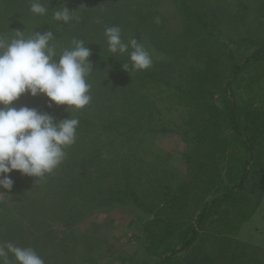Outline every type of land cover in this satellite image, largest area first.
<instances>
[{
    "label": "trees",
    "instance_id": "obj_1",
    "mask_svg": "<svg viewBox=\"0 0 264 264\" xmlns=\"http://www.w3.org/2000/svg\"><path fill=\"white\" fill-rule=\"evenodd\" d=\"M170 1L175 9L173 16H179L184 23L175 36L165 34L166 44L161 46L154 31L161 29L165 18L155 14L156 0H42L48 8L46 16L33 15L29 11V0H0V34L6 38L13 37L12 23L21 17L25 20V37L30 36L33 31L43 33L50 30L56 35L55 42L59 47L69 46L74 37L84 40L86 47L91 51L89 59L93 67L88 77L92 99L83 109L71 108L67 111V105L57 106L55 102H52L53 106L49 108L47 105L50 98L46 94L31 96L25 93L12 102V106L17 108L27 106L47 112L55 117L57 122L71 115L79 119V125L75 143L65 148L66 156L63 162L43 178L33 177L30 189L18 200L17 216L25 224V228L21 229L16 221L0 216V243L11 242L20 247H32L43 260L49 257L50 261L53 258L54 264H62L75 249V244L70 241L76 240V237L70 234L69 227L76 221L83 208L100 201L109 204L129 199L151 215L144 225L145 237L148 242L150 240L149 244L155 241L160 243L179 232V247L165 246L159 250L160 257L154 264H169L181 250L192 247L196 240L200 242L207 238L213 240L216 248L202 251V263L197 264H219L220 257H224L225 264H250L249 262H254L263 252L259 247L242 242L227 232L233 230L249 215L247 205L243 206L239 200L247 191L250 174L255 173V181L259 183L261 194L264 193V162H261L264 156V107L253 110L250 116L246 117L248 119L244 126L247 127V133L242 134L238 130L231 99H224V105L220 108L209 100L212 92L206 89L218 88L224 77L234 80L244 69L259 67L264 63V2L256 3L253 0L252 6L253 9L256 4H260L256 11L259 18L257 24L259 23L263 35L262 41L257 45L256 41H251L254 42L252 48L241 62H237L233 60V50L229 44L231 42L239 45L238 39L241 37L237 38L238 34L222 35L220 30L218 31V25L226 21L225 17L238 16L240 8L225 12L228 15L226 16L213 13V8L200 9L198 0ZM63 6L76 10L74 15L78 19L68 24L54 21L52 12ZM246 7L249 8V5ZM9 9H13V12L9 13ZM157 18L159 23L156 22ZM97 20L100 22L97 23ZM110 26H119L125 41L129 39L128 36L134 35L132 33L138 32L146 36L153 45L166 51L178 45L176 36L192 34L197 39L194 52L202 54L207 61L205 68H192L188 74L186 72L180 79L182 83L174 86L171 84L174 88L172 94L179 96L186 113L187 98L192 99L190 103L197 105L195 108L198 109H188L193 134L187 135L186 131V136L191 146L183 160V174L175 179L173 184L165 183V178H157L162 172L147 170L141 166L138 162L139 155L133 149L137 147L135 124L138 120H143L140 111L145 110V104L150 101L149 91L142 90V87L148 88V85L140 86L138 81H153V84L158 81L166 82L164 68L174 64V58L171 56V59L153 61L152 66H160L157 71L156 67L134 71L127 55L112 56L107 50L104 29ZM214 59L222 65L213 66ZM124 64H129L128 71L123 68ZM190 78L199 83H193V80H188ZM203 91L205 94L202 95ZM125 104L130 110L124 113ZM136 108L138 109L135 110ZM116 111L121 112V116H118ZM217 116H222V120L226 122L224 125H230L238 135L248 155L245 165H249L247 168L244 166L239 182L226 186L220 192H217L218 188L210 190L213 182L218 184L220 179L217 157L212 156L211 166L203 159L208 151L223 152L226 149L224 138L213 134V127L218 126ZM102 133L106 134L102 136ZM134 144L135 147H132ZM125 145L130 148L123 150ZM128 156H131V159H128ZM119 158L124 161L125 166H129H123V170H127L125 175L122 170L115 174L116 182L120 183L112 188L104 179L113 167L110 162ZM130 161L138 163L136 168L130 167ZM106 163L108 165L105 168ZM18 173L21 172L13 170L7 175L12 179ZM104 183L108 186L106 192ZM202 193L205 194L200 196L201 201L198 202L196 199ZM207 193L210 199L206 198ZM191 209L192 215H195L194 222L186 220L180 224ZM215 216L216 218L212 219ZM178 219L181 220L177 222ZM206 221H213L216 226L222 228L214 235H206L203 233ZM56 226L61 227V232L56 231ZM153 246L156 247L155 244ZM10 259L15 264L11 254ZM255 264H261L260 260H256Z\"/></svg>",
    "mask_w": 264,
    "mask_h": 264
},
{
    "label": "rangeland",
    "instance_id": "obj_2",
    "mask_svg": "<svg viewBox=\"0 0 264 264\" xmlns=\"http://www.w3.org/2000/svg\"><path fill=\"white\" fill-rule=\"evenodd\" d=\"M156 1V6H154L155 14L163 16L165 20L161 24V29L157 28L156 30L158 32L155 30L154 33L158 37L159 44L164 46L166 44L164 40L165 34L175 36V33L183 26L184 21L179 16H173L175 9L172 1ZM198 1H200V9L213 8V13L224 14L226 16L228 15L225 12L229 10L236 11L240 8L238 16L235 18L225 17L224 19L226 21L218 25V31L220 30L222 35L236 36L238 34L239 36L237 38L241 37L238 39L239 45L236 46L231 42L229 44L231 50H233L234 61L241 62L247 55L248 50L252 48V44L256 41L257 45L262 41L261 36L263 35L259 23L257 24L259 18L256 11L258 5L260 7V4H256L252 9L254 5L253 0ZM254 2L259 3L264 2V0H255ZM247 5H249V8L246 7ZM12 12L13 9H9V13ZM12 24L14 30L12 36L15 35L17 29L24 31L25 35V20L20 17L17 22ZM132 34L134 35L128 36L129 39L133 37L138 39L150 52L153 61L171 59V56L175 61L174 64H170V67L167 66L164 68V71H166L165 74L167 75L166 82L158 81L153 84V81H138L140 86L143 84L148 85V88L142 87V90L149 91L150 101L145 104V110L140 111L141 116L144 117L143 120H138L135 124L137 128L135 131L137 133L135 140L137 147L133 149L139 155L140 161L138 162L141 166L147 170L162 172L157 178L161 180L165 178V183L170 185L174 183L175 179L182 176L184 170L183 160L191 146L188 136H186V131L187 135L193 134V125L189 116L190 110L188 109L198 110L195 108L197 105L190 103L192 99L187 98L186 113V108L182 105L179 96L176 93L172 94L174 91L172 86L182 83L180 79L186 72L188 74L192 68L197 70L205 68L207 61L202 57V54L194 52L197 39L192 34L176 36V43L178 45L174 49H170V51L153 45L143 34H138V32ZM251 41L254 42L251 43ZM222 57L220 58L222 59ZM221 65L218 61L216 63L214 59L213 66L218 67ZM151 67H156V71L157 69L160 70L158 68L160 66H154L153 64ZM188 80H193V83H197L193 78ZM229 80L231 81L232 79L226 76L220 87L207 88L206 91L211 90L212 94L209 100L220 108L224 105L222 103L224 99H231L238 130L244 134L245 132L247 133V127L244 126L245 121L248 119L246 117L250 116L253 110L264 107V63L259 65V67H248L236 79L231 82ZM203 94H205V91L202 92ZM120 100L123 102L122 99ZM143 104L144 102L142 106ZM128 110L130 109L126 106L124 113ZM116 113L118 116H121V112L116 111ZM215 113L217 114V112ZM217 117L218 126L213 127V134L217 136L221 135L224 138V142H222L226 149L223 152L208 151L207 156H204L203 159L211 166L212 156L215 155L217 157L216 162L220 175L219 185L213 182L210 190L212 191L215 190L214 188H218L217 192H220L226 186H232L234 183L239 182L244 172V166L247 168L249 165H245L248 155L244 145L238 139V135L230 125H224L226 122L222 120V116ZM103 134L105 135L106 133H102V136H104ZM132 147H135V144ZM129 148V146L125 145L123 150H128ZM128 159H131V156H128ZM261 162H264V156ZM110 163H113L112 166L114 169L113 167L109 169L108 175L104 180L110 183L112 188H115L120 183L118 181L116 182L115 174H118L119 170L124 171L123 166L125 165L124 161L120 160V158ZM129 164L134 169L138 163L130 161ZM106 165L108 164L106 163L104 167ZM210 166L208 169H210ZM126 171L123 172V175L126 174ZM254 174H250L247 191L242 194V199L239 200V202L242 201L243 206L247 205L249 215L243 222H239L233 230L227 232V234L242 242L262 249L263 252L259 254L258 258L254 262L252 260L249 263L255 264L256 260H260V263L264 264V193L261 194L259 183L255 181ZM12 180L14 183L10 190L0 188V216H5V218L16 221L18 223L17 225L21 229H24L25 224L17 216V209H19L18 200L24 193L26 194L28 192L34 179L32 176L18 173ZM145 186L143 185V187ZM107 187V183H104L103 188L106 189L104 192L107 191ZM204 194H199L196 200L200 202V196ZM208 194H206V198L210 199L211 197H208ZM192 214L191 209L187 217L182 220L180 219V224L186 220L187 222L189 220L190 223L194 222L195 215ZM150 216L148 212L136 206L129 199L117 200L109 204L100 201V203L88 205L82 209V212L76 217V221L69 227L70 234L76 237V240L70 241V243L75 244V249L71 252L69 259L67 257L68 260L66 259L67 261L62 262V264H154L160 257L158 255L159 250L165 246H175L178 248L180 239L179 232H177L175 236H169L165 241H161L160 243L155 241L149 244L150 240L148 242L145 237L144 225ZM215 218L216 216L212 219ZM180 220L178 219L177 222ZM221 228L222 226H216L213 221H206L205 231L203 233L206 235L208 233L214 235ZM58 230L61 232L62 229L60 226L56 229L57 232ZM212 241H210V238L200 242L196 240L194 242L195 244H192V247H189L187 250H181L169 264L202 263V251L214 250L216 248ZM70 245L72 246V244ZM166 253L163 252V254ZM223 259L224 257L218 259L219 264H225ZM51 260L49 257H46L44 262L45 264H54L53 258Z\"/></svg>",
    "mask_w": 264,
    "mask_h": 264
},
{
    "label": "clouds",
    "instance_id": "obj_3",
    "mask_svg": "<svg viewBox=\"0 0 264 264\" xmlns=\"http://www.w3.org/2000/svg\"><path fill=\"white\" fill-rule=\"evenodd\" d=\"M29 11L35 16L48 14L42 0H29ZM75 12L59 7L52 12V19L68 24L78 19ZM104 36L107 50L112 56L127 55L132 70L152 66L150 52L135 37L125 41L119 26L106 27ZM55 41L56 35L50 30L33 31L27 37L19 30L11 38L0 34V188L13 187L7 175L13 170L38 179L51 173L65 159V148L75 143L79 125V119L71 115L57 122L47 112L27 106L17 108L12 102L25 93L46 94L49 108L55 102L57 106L67 105V111L83 109L91 102L90 49L75 37L66 47H59ZM122 66L128 71L129 64ZM10 254L15 264H45L32 247L0 243V264H13Z\"/></svg>",
    "mask_w": 264,
    "mask_h": 264
}]
</instances>
